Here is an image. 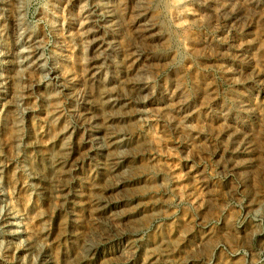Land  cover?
Listing matches in <instances>:
<instances>
[{
  "label": "rangeland",
  "instance_id": "rangeland-1",
  "mask_svg": "<svg viewBox=\"0 0 264 264\" xmlns=\"http://www.w3.org/2000/svg\"><path fill=\"white\" fill-rule=\"evenodd\" d=\"M18 2L65 89L0 87V264H264V0Z\"/></svg>",
  "mask_w": 264,
  "mask_h": 264
},
{
  "label": "bare ground",
  "instance_id": "bare-ground-1",
  "mask_svg": "<svg viewBox=\"0 0 264 264\" xmlns=\"http://www.w3.org/2000/svg\"><path fill=\"white\" fill-rule=\"evenodd\" d=\"M46 1V0H45ZM80 0H61L64 5H72L75 2H79ZM101 1V0H100ZM97 2V0H96ZM107 2V1H106ZM121 2V1H120ZM106 4V3H105ZM23 5V3H22ZM106 6V5H105ZM82 7V6H81ZM94 7V6H93ZM96 7V5H95ZM101 7V6H100ZM109 7V6H108ZM78 8V7H77ZM80 9V10H79ZM88 10V9H87ZM86 8H78L79 13H81L80 18L82 21V28H87V22L91 23L92 21V13L88 12ZM120 10V9H119ZM99 11V10H98ZM103 11V10H102ZM111 9L107 8L106 12L108 16L111 17ZM78 13V12H77ZM114 13V12H113ZM206 14V13H205ZM24 15V14H23ZM5 16V18L9 19L12 25V33H14V42L13 46L6 47L5 51H1L0 49V57L5 56L7 58L6 62L9 64V73L6 75L0 74V87L1 85H9V93L5 98H1L3 101V106H14L20 105L21 110L24 114H29L31 110V106L28 103V98L31 90L34 88L40 87L41 84L46 82H53L57 87L64 91L65 85L62 82L61 74L56 65H46L44 62V58L40 52L41 46L40 41L32 36H24L20 33L19 27L21 26L22 19V8L19 4L18 0H0V17ZM113 17V16H112ZM95 18V16H94ZM107 18V17H106ZM162 18V17H161ZM110 20V19H109ZM112 20V19H111ZM94 21V20H93ZM113 22V21H112ZM109 23V22H108ZM111 23V21H110ZM116 25V24H115ZM122 25V24H121ZM92 26V25H91ZM113 26V25H112ZM80 27V26H79ZM94 29V28H93ZM96 29V28H95ZM161 29V28H160ZM82 31L84 29H81ZM81 31V32H82ZM89 31V30H88ZM4 33V28H0V36ZM131 33V32H130ZM78 34V33H77ZM96 35V34H94ZM95 37V36H94ZM98 38V37H97ZM89 39V38H88ZM86 40V39H85ZM168 41V40H167ZM81 42V41H80ZM94 46L98 47V41L96 38H93ZM102 43V42H100ZM169 43V42H168ZM97 44V45H96ZM7 45V44H6ZM85 46V45H84ZM201 46V45H200ZM86 47V46H85ZM196 47V46H195ZM99 47L98 49H100ZM97 49V48H96ZM169 50V49H168ZM99 51V50H98ZM96 52V51H95ZM198 60V59H197ZM189 62V61H188ZM1 63V60H0ZM91 69L96 68L95 62L92 61ZM92 73V72H91ZM89 75V74H88ZM257 75V74H256ZM247 76V75H246ZM24 80V83L21 88L18 87V78ZM250 80V79H249ZM262 80V79H261ZM20 81V80H19ZM44 85V84H43ZM257 86V85H256ZM58 88V89H59ZM60 90V91H62ZM73 92V91H72ZM71 92V93H72ZM74 93V92H73ZM139 94V93H137ZM73 94L71 97H76ZM79 95V94H78ZM99 95V94H98ZM66 97V96H65ZM102 97V96H100ZM99 97V98H100ZM45 99V98H44ZM105 99V98H103ZM98 101L103 102L102 99H98ZM100 104V103H99ZM46 105V104H45ZM168 106V105H167ZM11 107V108H12ZM160 107V106H159ZM4 108V107H3ZM9 108V107H8ZM17 108V107H16ZM112 109V108H111ZM105 110V109H104ZM141 110V109H140ZM87 113V112H85ZM89 117L90 114H89ZM11 124L16 126L17 120L15 117H11ZM85 121V120H84ZM49 122V121H48ZM225 123V122H224ZM50 124V123H49ZM11 125V126H12ZM12 126V127H13ZM259 127V126H258ZM13 130V129H11ZM14 131V130H13ZM8 132V131H7ZM61 134V133H60ZM62 135V134H61ZM60 136V135H59ZM34 138V137H33ZM255 139V138H254ZM51 140V139H50ZM64 140V139H63ZM94 143L97 145H101L107 151L112 150V135L105 132V130H101L100 128H94L93 135ZM256 141V140H255ZM7 142V141H6ZM22 143V142H21ZM10 145V144H9ZM19 146V145H18ZM14 147V146H13ZM134 147V146H133ZM11 151V150H10ZM60 152V151H59ZM131 152V151H130ZM48 153V152H47ZM11 154V153H10ZM55 155V154H54ZM57 155V154H56ZM58 156V155H57ZM106 157V156H105ZM54 159V158H53ZM19 161V160H18ZM57 161V160H56ZM104 161V160H103ZM52 165V164H51ZM50 165V166H51ZM122 171V170H121ZM44 177V176H43ZM57 183V182H56ZM115 183V182H114ZM22 184V183H21ZM109 186V185H108ZM57 188V187H56ZM110 194V193H109ZM8 196V195H7ZM10 196V195H9ZM256 197V196H255ZM85 201V200H84ZM145 203V202H144ZM5 208V207H4ZM210 211V210H209ZM102 216V215H101ZM79 218V217H78ZM31 219V218H30ZM88 222V221H87ZM34 228V227H33ZM29 231V230H28ZM78 231V230H77ZM64 233V232H63ZM93 237V236H92ZM23 240V239H22ZM30 240V239H29ZM90 240V239H89ZM203 241V240H202ZM20 242V241H19ZM84 243V242H83ZM93 244V243H92ZM38 246V245H37ZM158 248V247H157ZM1 251V250H0ZM37 252V251H36ZM159 252V251H158ZM32 253V252H31ZM160 253V252H159ZM206 254V253H205ZM33 255V254H32ZM80 255V254H79ZM148 255V254H147ZM73 256V255H72ZM191 256V255H190ZM116 260V259H115ZM75 261V260H74Z\"/></svg>",
  "mask_w": 264,
  "mask_h": 264
}]
</instances>
